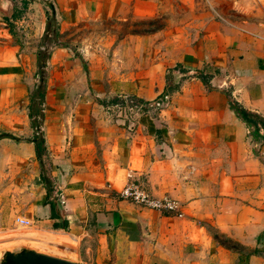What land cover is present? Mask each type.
<instances>
[{"label":"crops","instance_id":"obj_1","mask_svg":"<svg viewBox=\"0 0 264 264\" xmlns=\"http://www.w3.org/2000/svg\"><path fill=\"white\" fill-rule=\"evenodd\" d=\"M246 1L0 0V234L31 221L81 264H264V130L230 105L264 118Z\"/></svg>","mask_w":264,"mask_h":264},{"label":"rangeland","instance_id":"obj_2","mask_svg":"<svg viewBox=\"0 0 264 264\" xmlns=\"http://www.w3.org/2000/svg\"><path fill=\"white\" fill-rule=\"evenodd\" d=\"M250 2H252L253 5H255L253 7V13H250V14L254 15L258 11V16H263L264 15V0H250ZM242 14L244 13L242 12ZM83 30H84L83 31L84 33L87 31H90V29L88 28H85ZM14 232H17V233L21 232L20 235L21 237H23L22 238L23 241L19 239L18 237L12 238L11 235H8V234H13ZM50 242L51 240L46 237H43L41 233L37 232V233L32 234L29 228H22V226H19V225H17L11 231H7L6 233L0 234V249L11 250V249H19L20 247H22V248H27V249H33L35 251L49 254L52 256H56V257H60V258L69 255L68 253L64 252V250L62 249V247H60V245H57L56 248L50 247V244H51ZM0 259H2V255L0 256ZM70 261H73V260H70ZM74 262H77V261H74ZM79 263L81 264V262Z\"/></svg>","mask_w":264,"mask_h":264},{"label":"built area","instance_id":"obj_3","mask_svg":"<svg viewBox=\"0 0 264 264\" xmlns=\"http://www.w3.org/2000/svg\"><path fill=\"white\" fill-rule=\"evenodd\" d=\"M37 134L41 132V127H36ZM122 199L128 200L135 205L143 208L155 209L160 212L173 213L181 216L183 213L180 210L178 200L169 197H155L146 191V189L138 182H130L119 192ZM17 225L24 228L32 226V222L25 219H17Z\"/></svg>","mask_w":264,"mask_h":264},{"label":"water","instance_id":"obj_4","mask_svg":"<svg viewBox=\"0 0 264 264\" xmlns=\"http://www.w3.org/2000/svg\"><path fill=\"white\" fill-rule=\"evenodd\" d=\"M0 264H80L64 258L23 248L19 251L6 250Z\"/></svg>","mask_w":264,"mask_h":264},{"label":"trees","instance_id":"obj_5","mask_svg":"<svg viewBox=\"0 0 264 264\" xmlns=\"http://www.w3.org/2000/svg\"><path fill=\"white\" fill-rule=\"evenodd\" d=\"M230 105L232 109L236 112V114L246 122L248 126H253L254 131L256 133H259V127H262L264 130V118L260 115L253 113L245 108H243L241 105H239L236 101L231 100ZM258 124H260L258 126ZM261 139L264 141V134L261 135Z\"/></svg>","mask_w":264,"mask_h":264}]
</instances>
